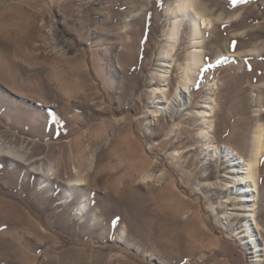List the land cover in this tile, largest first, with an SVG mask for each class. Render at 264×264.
Here are the masks:
<instances>
[{"label":"rangeland","instance_id":"374dc122","mask_svg":"<svg viewBox=\"0 0 264 264\" xmlns=\"http://www.w3.org/2000/svg\"><path fill=\"white\" fill-rule=\"evenodd\" d=\"M174 2L0 0V142L20 157L0 155V264H264L213 149L247 157L264 123V0H195L204 63L152 113ZM191 32L186 16L170 89Z\"/></svg>","mask_w":264,"mask_h":264},{"label":"bare ground","instance_id":"6f19581e","mask_svg":"<svg viewBox=\"0 0 264 264\" xmlns=\"http://www.w3.org/2000/svg\"><path fill=\"white\" fill-rule=\"evenodd\" d=\"M167 12H170L171 15L173 14L174 19L171 20V24L168 30L169 48L166 51L162 52L158 61V64L161 66L158 78L163 82V84L158 85V87H156V89L154 90L156 93V102L160 105H157L156 109L151 111L152 113L156 111H164L171 107H174L178 105L182 98H184L185 93L190 94L192 90L191 86L194 85L195 75L199 69V66L204 63V60L202 58L203 49H201L202 42L201 40L196 39L198 37L197 34H202V32L199 28H197L198 19L196 20L195 18L196 14H199L200 17L202 16V14L200 13L199 7L197 6L195 0H175L173 4L168 5ZM186 16L190 17V23L192 25L191 43H193L197 48L188 52L187 56L185 57V62H181L179 68L181 69L182 73L180 72L181 74L179 76V79L177 80V83L173 85V89H170L172 84L170 77L171 73L173 72L174 62L176 59L173 58L172 52L175 50V47H177L176 42L180 40L179 33L184 24V19ZM187 101L190 102L189 100ZM212 101V98L209 97V101H207V103L204 105L201 104L202 109L197 111V114L195 115L203 118V120H207V118L211 117L213 112ZM211 125L212 124H210L209 126ZM263 125L264 123L261 122L259 124L258 130L253 135L252 148L247 157H244L242 153H240L236 148L229 144H222L220 147L218 145H215L213 147L214 153H219V155L221 157H224L229 163V169L227 170V172L231 173L232 176H223L231 178V182L233 183V185H235L237 190V204L235 208L243 211L242 216L247 218L245 219L246 228L244 229V233L240 236V241L245 248L249 246L251 252L255 253L257 251H260V244L258 242V239H260L261 237L259 235V229H264L263 225H261L258 221L257 213V186L261 168L260 156L264 148ZM11 152L12 151L8 149L6 145L0 142V155L10 156L17 160L20 158L16 154ZM51 170H53L52 166H50L48 169L42 168L38 173H41L45 177H49L53 173L51 172ZM75 171L76 175H78V169H75ZM69 184L71 186L70 188H72L73 185H77L80 183L74 181L70 182ZM84 207L85 204H80L78 206V211H83ZM258 259L260 260V258Z\"/></svg>","mask_w":264,"mask_h":264}]
</instances>
